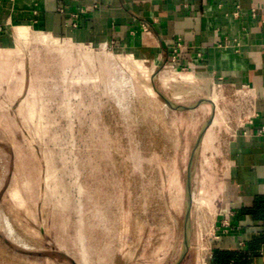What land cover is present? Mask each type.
<instances>
[{
  "label": "rangeland",
  "instance_id": "obj_1",
  "mask_svg": "<svg viewBox=\"0 0 264 264\" xmlns=\"http://www.w3.org/2000/svg\"><path fill=\"white\" fill-rule=\"evenodd\" d=\"M51 38L19 35L0 101V264H194L226 169L216 112L129 49Z\"/></svg>",
  "mask_w": 264,
  "mask_h": 264
},
{
  "label": "crops",
  "instance_id": "obj_2",
  "mask_svg": "<svg viewBox=\"0 0 264 264\" xmlns=\"http://www.w3.org/2000/svg\"><path fill=\"white\" fill-rule=\"evenodd\" d=\"M32 31L129 49L169 69L161 79L173 98L192 96L201 101L196 110L216 112L206 142L217 138L226 169L217 172L219 206L212 223L202 222L212 232L194 264H221L229 252L223 264H264V0H0V101L12 97L29 50L19 35ZM179 81L186 92L172 93L169 84Z\"/></svg>",
  "mask_w": 264,
  "mask_h": 264
},
{
  "label": "bare ground",
  "instance_id": "obj_3",
  "mask_svg": "<svg viewBox=\"0 0 264 264\" xmlns=\"http://www.w3.org/2000/svg\"><path fill=\"white\" fill-rule=\"evenodd\" d=\"M22 29L25 30V28L21 27V28H20V31H22ZM38 37H39V39H41L42 41H48L49 43H50V42H53V40L50 39L48 36H44V35H42V34H39ZM149 91H150V88H149ZM214 98H215V97H214ZM216 121H217V120L214 119L213 122H211V123H212V126H213L214 124H216Z\"/></svg>",
  "mask_w": 264,
  "mask_h": 264
},
{
  "label": "trees",
  "instance_id": "obj_4",
  "mask_svg": "<svg viewBox=\"0 0 264 264\" xmlns=\"http://www.w3.org/2000/svg\"><path fill=\"white\" fill-rule=\"evenodd\" d=\"M234 255L232 252H229V253H224L222 254L221 258H220V263L223 264L227 261V259H230L232 258Z\"/></svg>",
  "mask_w": 264,
  "mask_h": 264
},
{
  "label": "built area",
  "instance_id": "obj_5",
  "mask_svg": "<svg viewBox=\"0 0 264 264\" xmlns=\"http://www.w3.org/2000/svg\"><path fill=\"white\" fill-rule=\"evenodd\" d=\"M179 46H180V44H179ZM179 46H178V47H179ZM220 95H221V92H220ZM234 96H235L236 98L238 97V93L236 92V90H235ZM221 98H224V97H221ZM259 134H260V135H264V125L259 129ZM224 224H225L226 226H228V225H229V222H228V221H225ZM213 235H214V234H213Z\"/></svg>",
  "mask_w": 264,
  "mask_h": 264
},
{
  "label": "water",
  "instance_id": "obj_6",
  "mask_svg": "<svg viewBox=\"0 0 264 264\" xmlns=\"http://www.w3.org/2000/svg\"><path fill=\"white\" fill-rule=\"evenodd\" d=\"M168 104H170V102L168 100H166Z\"/></svg>",
  "mask_w": 264,
  "mask_h": 264
}]
</instances>
